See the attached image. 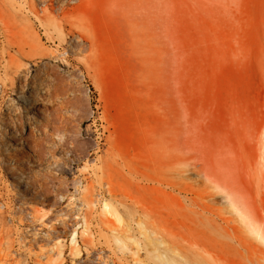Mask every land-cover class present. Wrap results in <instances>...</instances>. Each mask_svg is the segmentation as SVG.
Wrapping results in <instances>:
<instances>
[{
	"label": "rangeland",
	"instance_id": "374dc122",
	"mask_svg": "<svg viewBox=\"0 0 264 264\" xmlns=\"http://www.w3.org/2000/svg\"><path fill=\"white\" fill-rule=\"evenodd\" d=\"M84 1L0 0V264H264L225 205L264 210V0Z\"/></svg>",
	"mask_w": 264,
	"mask_h": 264
},
{
	"label": "bare ground",
	"instance_id": "6f19581e",
	"mask_svg": "<svg viewBox=\"0 0 264 264\" xmlns=\"http://www.w3.org/2000/svg\"><path fill=\"white\" fill-rule=\"evenodd\" d=\"M92 1L93 0H85L84 1V3H82V6L80 7V10L81 11H83V10H85V9H87L88 8V6L92 3ZM20 93H21V91H20ZM19 93V94H20ZM28 96H30V95H28ZM20 98L23 100V102L25 103V105H29V107L30 106H32V108H33V110L35 111V112H37V113H42V109H41V107H40V104H39V102H38V99H36L35 97H33V96H31V97H26V96H24V95H22V93H21V95H20ZM32 104V105H31ZM5 121V122H4ZM3 122L5 123V125L8 123L9 124V126H10V129H11V131L10 132H8V128L6 129V127H1L2 128V135L4 136V137H6V138H8L11 142H13V143H11L10 145H11V147L13 148V150L15 151L16 150V152L17 151H19V154L21 155V156H23L22 154H24L25 153V155L26 154H28V152H27V150L29 149L30 150V148H33V147H31L32 145H34L35 146V144H34V142H33V140H31L27 135H25L24 133H22V122H21V118L20 117H10V116H8V117H6V118H4L3 119ZM263 123V122H262ZM258 126H259V123L257 124ZM261 125V124H260ZM8 125H7V127H9ZM257 126V127H258ZM256 127V126H255ZM256 127V128H257ZM261 127V126H260ZM253 128V127H252ZM255 128V129H256ZM262 128H263V126H262ZM255 129H254V132H255ZM252 130V129H251ZM250 130V131H251ZM261 130V129H260ZM249 131V132H250ZM262 131V130H261ZM253 132V131H252ZM259 132H257V134H258ZM248 134H250V133H248ZM248 134H246V135H248ZM257 134H255L254 133V135L253 136H255V135H257ZM2 136V137H3ZM252 136V135H251ZM252 136V137H253ZM221 137V136H220ZM254 138H256V136L255 137H253V139ZM219 139V138H218ZM224 139V138H223ZM222 139V140H223ZM219 140H221V138L219 139ZM244 140V139H243ZM256 140H258L257 138L255 139V141ZM261 140V139H260ZM260 140L258 141V143H260ZM10 141H9V143H10ZM195 141H197V140H195ZM216 141V140H215ZM218 141V140H217ZM217 141L215 142L216 144H218L217 143ZM245 141V140H244ZM250 142V141H249ZM249 142H247V143H249ZM8 143V142H7ZM197 144L199 143V142H196ZM246 143V144H247ZM251 143V142H250ZM249 143V144H250ZM255 143V145H253L252 147L253 148H255V146H257V144H256V142H254L253 141V144ZM261 144V143H260ZM221 145V144H220ZM237 146V145H236ZM263 146V145H262ZM261 146V147H262ZM199 147V146H198ZM219 147V146H218ZM232 147L233 146H231V149H232ZM235 147V146H234ZM238 147V146H237ZM260 147V148H261ZM215 148H216V146H215ZM260 148H259V151H260V153H262L261 152V150H260ZM264 148V147H263ZM34 149V148H33ZM214 149V148H213ZM217 149H219V148H217ZM230 149V148H229ZM230 149V150H231ZM256 149H257V147H256ZM209 150V149H208ZM215 150V149H214ZM233 150H234V148H233ZM237 149H235V151H236ZM238 150H239V148H238ZM255 150V149H254ZM33 151V150H32ZM201 151H203V150H201ZM216 151H218V150H216ZM256 151V153L258 154V149L257 150H255ZM220 152V151H219ZM226 152V151H225ZM224 152V153H225ZM231 152H234V151H231ZM235 153V152H234ZM255 153V154H256ZM199 154L201 155L202 153H200L199 152ZM212 154V153H211ZM218 154H220V153H218ZM217 153L215 154V155H218ZM227 154H228V152H227ZM235 154H237V151H236V153ZM234 154V155H235ZM256 154V155H257ZM204 154H202V156H203ZM207 155V154H206ZM209 155V154H208ZM207 155V156H208ZM213 155H214V153H213ZM212 155V156H213ZM233 155V156H234ZM261 155V154H260ZM260 155H257L258 157H255V161H256V158H259V156ZM211 156V157H212ZM225 156H226V154H225ZM262 156H263V153H262ZM261 156V157H262ZM209 157H210V155H209ZM209 157H207V158H209ZM218 157V156H217ZM232 157V156H231ZM231 157H230V161L231 160H233V158L231 159ZM237 157H239V154H238V156ZM224 158H227V156L226 157H224ZM229 158V157H228ZM7 159H9L8 157H7ZM7 159H5V160H3V165L4 166H6V168H8V170L9 171H12V166H11V163L9 162V160H7ZM206 159V158H205ZM213 159H214V157H213ZM212 159V161L214 162V160ZM263 159V157L261 158V160ZM202 160H204L203 158H202ZM210 161H211V159H209ZM237 159H236V157H235V161H236ZM200 162H201V160H199ZM220 161H222V160H220ZM260 161V160H259ZM262 161H264V160H262ZM199 162V163H200ZM209 162V161H208ZM216 162V161H215ZM214 162V163H215ZM228 162V161H227ZM236 162H238V161H236ZM257 162V161H256ZM218 163L219 162H217V163H215L216 165H217V167H218ZM221 163V162H220ZM238 164V163H237ZM236 164V165H237ZM260 163H258V165H259ZM264 164V163H263ZM210 165V164H209ZM209 165H207V166H209ZM221 165V164H220ZM241 165V164H240ZM262 165V163L260 164V166ZM211 166V165H210ZM235 166V165H234ZM246 166V165H245ZM244 166V167H245ZM254 166H256V164L254 165ZM264 166V165H263ZM259 167V166H258ZM257 167V168H258ZM5 168V167H4ZM212 168H214V166H212L211 167V170H212ZM232 168V167H231ZM257 168H255V169H257ZM210 168H208V170H209ZM218 169H220L219 167H218ZM228 169V172H230L229 170V168H227ZM258 169H260L261 170V168H258ZM242 170V171H241ZM240 170V172H242L241 174H240V176H242V177H244V175H243V168ZM263 170V169H262ZM204 171H206V170H204ZM204 171H203V173H204ZM220 171V170H219ZM219 171H218V173H219ZM237 171V170H236ZM235 171V172H236ZM239 171V170H238ZM259 171V170H258ZM211 172H213V171H211ZM216 172V171H215ZM239 172V173H240ZM251 172V171H250ZM261 173H262V171H260ZM252 173V172H251ZM254 173V172H253ZM18 174V173H17ZM16 174V175H17ZM215 174H217V173H214L213 175H215ZM227 174V173H226ZM235 174V173H234ZM246 174V173H245ZM250 174V173H249ZM260 174V173H259ZM258 174V172H257V175H259ZM20 175V174H19ZM204 176H205V173L203 174ZM218 175L219 174H217L216 175V177H218ZM251 175V174H250ZM261 175H263V173L262 174H260V176ZM18 176V175H17ZM203 176V177H204ZM231 176H233V175H231ZM236 176H237V178H238V175L236 174ZM260 176H258L259 178H260ZM212 177V176H211ZM252 177V176H251ZM256 177V176H255ZM226 178V177H225ZM234 178V177H233ZM246 178H248V176H246ZM245 178V179H246ZM253 178H254V176H253ZM263 178H264V176H263ZM261 179H262V177H261ZM210 180V179H209ZM217 180H219V179H217ZM221 180V179H220ZM233 180V179H232ZM251 180V179H250ZM253 180V179H252ZM208 181V180H207ZM236 181V179H234V182ZM241 181V180H240ZM215 182V180L213 179V183ZM218 182V181H217ZM247 182V181H246ZM246 182H245V184H246ZM239 183V182H238ZM259 183V182H258ZM261 183H263V182H261ZM218 184H220L219 182H218ZM231 184H233V183H231ZM234 184H236V183H234ZM233 184V185H234ZM248 184V183H247ZM209 185H210V183H209ZM240 185V184H239ZM254 185H256V184H254ZM212 186H213V184H212ZM211 186V187H212ZM234 186H236V185H234ZM242 186V185H241ZM241 186H240V190H241ZM249 186V185H248ZM261 186H262V184H261ZM207 187H209V186H207ZM217 187V186H216ZM226 187H228V191H229V187L230 186H228V185H226ZM243 188V187H242ZM263 188V187H262ZM226 189V188H225ZM218 190V189H217ZM226 191V190H225ZM202 193V192H201ZM208 193V192H207ZM206 193V194H207ZM227 193V192H226ZM225 193V194H226ZM196 194V193H195ZM203 194V193H202ZM229 194H231L232 195V197H231V195H229ZM229 194L227 193L226 194V196L228 195L229 197H227V200H225V201H227V202H225V205H226V203H228V206H230L231 207V209L229 208L228 210L230 211V210H232V212L233 213H235L236 214V216L238 217V219H237V221L236 222H238V225H239V223H240V226H238V227H236V231L238 232V233H241V232H244V231H247L248 233V235L250 234V235H253V236H250L251 238L253 237H255V242L257 241V243H259V242H263L264 243V214H262V212L264 211H261V213H260V216L262 215L263 216V218H261L260 216H258V215H256L255 213H253V212H255V207L253 206V208L254 209H252L251 207H252V205H251V203L250 202H248V203H246V205L244 204L246 201L244 200V199H246V197H247V195H246V197L245 198H243V201H242V198H240L241 200V202H240V204H238V202L236 201V199L237 198H239V197H241V195L240 194H238V192H237V190H236V188H234V187H230V191H229ZM236 195V196H235ZM238 195H240L239 197H238ZM198 196V193H197V195H196V197ZM201 196H204V195H200L199 196V198H198V200L197 201H199V200H201L202 201V199L201 198H203V197H201ZM236 198H234V197ZM208 197H210V196H208ZM225 196L223 195V197L222 198H224ZM262 197H263V195H262ZM211 199H212V196L210 197ZM210 198H209V201H211L210 200ZM232 198L234 199V201H236V202H234L235 203V205H234V203L232 202ZM203 199H206L205 198V196H204V198ZM261 199H263V198H261ZM183 200H184V198H183ZM238 200V199H237ZM185 201V200H184ZM204 201V200H203ZM223 201H224V199H223ZM182 202V201H181ZM189 201L187 200V202H185V203H188ZM194 202V201H193ZM183 203V202H182ZM190 203V202H189ZM205 203H209V202H207V201H205ZM243 203V204H242ZM250 203V204H249ZM209 204H211V203H209ZM241 204L243 205V208H244V206H245V208H246V210H244L243 208L241 209V207L239 208V209H237L238 208V205H240L241 206ZM248 204H249V206L250 207H248ZM182 205V204H181ZM191 205V204H190ZM197 206V205H196ZM212 206V205H211ZM236 206H237V208H236ZM202 207H203V205H202ZM112 207H111V205H110V203H108V201L107 202H105V201H103V203H102V209L104 210V211H106V213H108L110 216L112 215V217H113V215H114V213L116 214L117 212H113L112 211V209H111ZM199 208V207H198ZM250 208L252 209V210H254L253 212L250 210ZM261 208V207H260ZM242 210V212H245V213H241L240 211ZM146 210V209H145ZM199 210V209H198ZM201 210V209H200ZM217 210V209H216ZM227 210V211H228ZM116 211V210H115ZM259 211V210H258ZM219 212V211H218ZM231 212V211H230ZM260 212V211H259ZM264 213V212H263ZM118 214V213H117ZM208 214H210V213H208ZM119 215V214H118ZM117 215V216H118ZM145 215V214H144ZM231 215V213L228 215L227 214V216H230ZM214 216H215V214H214ZM226 216V217H227ZM233 217H234V215H232ZM232 216H230V217H232ZM236 216H235V218H236ZM117 219H119V217H117ZM116 218H115V220H117ZM234 220V219H233ZM232 220V222H235V221H233ZM222 221V220H221ZM232 222H230V223H232ZM235 222V223H236ZM137 223H140V221L139 222H137ZM136 223V224H137ZM223 223V222H222ZM141 224H142V222H141ZM141 224H139V225H141ZM182 224V223H181ZM226 224H229V223H227L226 222ZM237 224V223H236ZM226 226H228V225H226ZM142 228H143V226H142ZM231 228V227H230ZM229 228V229H230ZM138 229V228H137ZM144 229V228H143ZM229 229H227V230H229ZM84 230V229H83ZM120 230V229H119ZM128 229H125L124 231H127ZM139 230V229H138ZM243 230V231H242ZM118 231V230H117ZM124 231H123V233H124ZM146 230L144 229V232H145ZM232 230L230 229V232H231ZM121 233H122V231H120ZM142 232H143V230H142ZM141 232V234L143 235V233ZM151 232V231H150ZM154 232V231H153ZM85 233V232H84ZM126 234V233H125ZM125 234H123V236H125ZM230 234H235V231H233V233H230ZM145 235V234H144ZM150 235H155V234H153L152 232H151V234ZM237 235V234H236ZM122 236V235H121ZM129 236V235H128ZM146 236V235H145ZM131 237H133V236H131ZM147 237V236H146ZM155 237V236H154ZM160 237V236H159ZM192 237V236H191ZM233 237V239L235 238V235H233L232 236ZM113 238H115V237H113ZM144 239H147V238H145V237H143ZM156 238V237H155ZM158 238V237H157ZM194 237H192V239H193ZM242 238V237H241ZM162 238H160V240L158 241V242H160L161 244L164 242V241H162L161 240ZM239 238H237V240H238ZM243 239V238H242ZM120 240V239H119ZM118 239H116V241H119ZM134 240V239H133ZM148 240H150L151 241V239L149 238V239H147V242H148ZM149 241V242H150ZM243 241H245L244 239H243ZM124 242H126V241H124ZM146 242V243H147ZM148 242V243H149ZM246 242V241H245ZM70 243L71 244H73L74 246H75V239H74V235L72 236V238H71V241H70ZM120 243V242H119ZM166 243V242H165ZM199 243V242H198ZM121 244V243H120ZM122 244H123V241H122ZM121 244V247H123L124 245H122ZM150 244H152V242H150ZM195 245H193V246H196V247H198V245L196 244V243H194ZM237 244V243H236ZM252 244V243H251ZM261 244V243H260ZM136 245H137V243H136ZM141 245V244H140ZM139 245V246H140ZM153 245V244H152ZM152 245H149V246H151L150 247V250H152ZM165 245V244H164ZM163 244H162V246H164ZM166 245H168L167 243H166ZM172 245V244H171ZM171 245H169V246H171ZM201 245V244H200ZM254 245V244H253ZM262 246L264 245V244H261ZM168 246V247H169ZM239 246V245H238ZM255 246V248H257L256 247V245H254ZM138 247V246H137ZM153 247H155L154 245H153ZM239 247H241V246H239ZM125 248H126V245H125ZM156 249H157V247H155ZM171 248H172V246H171ZM175 248H176V246H175ZM174 246H173V252L172 253H174ZM242 248V247H241ZM136 250H139V248H136ZM136 250H135V254L137 253L136 252ZM155 250V249H154ZM154 250H152V251H154ZM176 250V249H175ZM185 250V249H184ZM196 250V249H195ZM201 250V249H200ZM196 251H198V250H196ZM209 251V250H208ZM207 250H205L204 249V252H205V255L208 257L207 258V261H206V264H229L228 263V261L224 258V257H222V256H220V255H218V254H214V252L212 253V251H211V253L210 252H208ZM178 252V251H177ZM245 252V251H244ZM174 254H176V253H174ZM246 254V253H245ZM251 254V253H250ZM176 255H179L178 253L176 254ZM181 255V254H180ZM250 256H253V255H250ZM244 257H246L245 255H244ZM182 258V257H181ZM247 258V261H248V257H246ZM257 258H260V259H262L263 261H264V251H262V250H260V251H258V256H257ZM157 259V258H156ZM183 259V263L184 264H199V263H197V261H191V260H188L187 258H182ZM209 259V260H208ZM161 262V261H160ZM251 261H249L248 263H250ZM163 263V262H162ZM201 264H204V263H201ZM252 264V263H251ZM256 264H258L257 262H256Z\"/></svg>",
	"mask_w": 264,
	"mask_h": 264
},
{
	"label": "built area",
	"instance_id": "2783aa9c",
	"mask_svg": "<svg viewBox=\"0 0 264 264\" xmlns=\"http://www.w3.org/2000/svg\"><path fill=\"white\" fill-rule=\"evenodd\" d=\"M79 0H39L40 9H51L53 12L76 4Z\"/></svg>",
	"mask_w": 264,
	"mask_h": 264
}]
</instances>
